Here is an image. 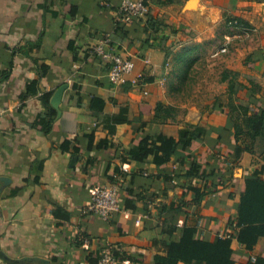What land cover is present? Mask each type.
Returning <instances> with one entry per match:
<instances>
[{"label": "crops", "instance_id": "0c3cea01", "mask_svg": "<svg viewBox=\"0 0 264 264\" xmlns=\"http://www.w3.org/2000/svg\"><path fill=\"white\" fill-rule=\"evenodd\" d=\"M121 1L0 0V264H90L107 245L142 253L145 262L152 263V256L162 250L156 243L162 238L156 228L162 212L159 206L176 200L180 187L165 182L160 175L164 172L154 163L123 162V154L137 148L149 134L181 139L190 130L188 125L198 126L208 155L223 152L234 143L233 126L226 113L212 107L201 121L208 125L206 129L199 127L198 120L155 124L146 115L139 119L138 100L178 107V74L186 62L196 60L199 42L215 39L219 23L224 27L225 16L232 14V18L257 28H252L257 30L256 43L244 48V56L238 60L248 70L245 72L261 83L263 91L257 98L264 103V0H183L171 5L154 0L150 13L165 25L156 34L143 27L145 21L123 19L118 14ZM65 2L79 6L74 19L64 12ZM45 21L62 25L58 42L43 36ZM185 31L190 34V45L174 42L182 40ZM125 34L130 44L122 42ZM161 34L168 37L165 42H174L173 51L165 42L160 43ZM106 35L135 62L126 84H113L109 64L92 53ZM187 47L188 58L182 63L178 58ZM248 55L261 57L253 69L243 65ZM6 71L9 74L3 77ZM36 81L39 91L23 101L27 85ZM75 83L84 88L78 90ZM64 84L68 88L60 104L62 113L71 110L89 115L93 113L90 98L108 94L99 119L80 123L75 133H65L58 113L51 131L38 133L35 120L47 112L42 95L49 91L54 95ZM67 96L71 98L65 103ZM118 116L128 121L118 123ZM144 121L147 124L142 126ZM219 137L226 142L213 149ZM189 153L186 148L181 156ZM173 161L176 167L184 168ZM263 164L262 156L244 153L233 172L225 175L220 191L193 207L196 214L181 217L180 223L196 225L199 234L207 238L227 235L229 221L238 212L245 179ZM110 177L118 182L122 208L131 190L149 199L151 214L142 207L123 208L105 221L91 213L88 206L93 188L112 183ZM236 179L239 188L233 192ZM262 247L264 238L255 247V254ZM234 249L246 253L237 242Z\"/></svg>", "mask_w": 264, "mask_h": 264}, {"label": "trees", "instance_id": "16d2710c", "mask_svg": "<svg viewBox=\"0 0 264 264\" xmlns=\"http://www.w3.org/2000/svg\"><path fill=\"white\" fill-rule=\"evenodd\" d=\"M153 1L151 0V4ZM182 1L163 0L162 3L171 5ZM63 8L64 12L73 19L77 17L80 11L79 6L72 2H65ZM141 21H145L143 27L151 28L152 33L155 34L164 25L159 16H154L151 13L143 20L138 19V22ZM229 21H237L241 26H248L245 21L239 18H230ZM62 34V25L45 21L44 37L58 42ZM127 36L128 34H125L122 42L130 44L131 40ZM159 37L160 43L165 42L168 38L163 34ZM188 48L187 51L182 52L178 61L186 62L190 50ZM117 50L123 56L128 57L124 49L120 50V47H117ZM260 60V56L248 55L244 59L243 65L253 69L257 61ZM194 63L195 61L190 64L186 62L187 65L178 74L181 76V84L176 87V91L180 92L188 83ZM8 74V71L3 72V77H7ZM238 75V72L231 75L228 70H225L222 82H226L227 85V99L226 102H219L220 99L216 98L214 104L215 109H219L229 116L233 126L234 143L230 145L228 150L213 151L208 155L204 150L206 142H201L202 135L198 126L188 125L187 128L190 130L181 139L163 133L149 134L140 140L137 148H132L124 153L121 158L123 162L131 160L141 164L152 162L164 172L160 175L165 182L178 183L176 186L180 187V194L176 200L170 204H160L159 206L162 208V212L157 217L156 228L162 238L158 239L156 243L160 245L162 250L152 256L151 264H193L194 262H203L204 264H264V247L260 253L255 254L254 252L255 247L264 238V178L262 176L264 164L251 177L245 179L237 204L238 212L229 221L230 232L227 235L207 238L199 234L196 225L180 224L181 217L196 214L193 207L200 205L205 198L220 191V187L225 184V175L233 172L244 153L260 155L264 160V103H261V100L258 102L259 99L257 98V95L263 91V87L253 74H243L246 81L238 80ZM37 86V81L28 84L21 95L22 100L25 101L31 94L37 93L39 91ZM74 87L78 90L84 88L76 83ZM241 92H245V94L240 95ZM52 95L53 91L45 92L42 95V102L47 112L38 115L35 120V128L38 133H48L57 121L58 110L51 103ZM106 97L109 95L107 94L105 97L93 95L90 98L93 113L91 112L89 115L64 110L59 119L63 132L75 133L80 123L97 121L104 109ZM70 98L71 96H67L64 102H68ZM138 111L139 119L146 115L150 117L152 123L163 124L170 120L176 121L179 108L163 102L151 104L139 99ZM115 119L118 123L128 121L122 116ZM146 124V121L142 122V126ZM90 141H92V137ZM220 142L225 143L226 141L222 137L215 139L213 149ZM66 144L68 142H65V146ZM186 148H189L191 153L183 157L181 152ZM173 160L179 162L184 168L176 167ZM110 179L112 183H118L113 177ZM238 188L239 180L236 179L232 185V191H237ZM132 192L131 190L128 192L129 197L124 200L123 208L137 210L142 207L150 215L149 199L144 195H136ZM234 242L245 248L246 253L244 255L235 251ZM112 250L114 256L121 262L120 264L125 261H130L131 264H147L142 253L127 252L114 246ZM98 259L99 256L91 258L90 264H98Z\"/></svg>", "mask_w": 264, "mask_h": 264}, {"label": "rangeland", "instance_id": "374dc122", "mask_svg": "<svg viewBox=\"0 0 264 264\" xmlns=\"http://www.w3.org/2000/svg\"><path fill=\"white\" fill-rule=\"evenodd\" d=\"M167 15L170 16L171 14L168 13ZM230 18H232V14L223 18L222 22L224 27L219 23L217 35L214 40L198 43V51L196 52L198 55L188 83L180 92L176 93L179 103L177 120L181 123L184 122L187 124L190 121L195 123V120H198L200 128L206 129L208 127L205 123L204 125L201 123L203 115L212 108H215L214 104L216 98L220 99L219 102H226L227 99V85L226 82H222L225 70H228L231 75L238 72L239 75L237 79L246 81L243 74L247 73L245 71L248 70L242 67L238 58L239 56L240 58L244 56V48L256 43L257 28L254 25L253 27L256 28L255 30L252 29V25L243 26L245 28L234 27L229 23ZM189 37V32L185 31L181 35L182 40L174 42H187L185 46H188L190 45ZM174 42H165L164 46L169 49L171 48V51H173L176 47L173 48ZM225 45L226 51L221 52V48ZM230 60L232 62L228 64ZM227 65L229 67H227ZM244 94L245 92L240 93V95Z\"/></svg>", "mask_w": 264, "mask_h": 264}, {"label": "built area", "instance_id": "2783aa9c", "mask_svg": "<svg viewBox=\"0 0 264 264\" xmlns=\"http://www.w3.org/2000/svg\"><path fill=\"white\" fill-rule=\"evenodd\" d=\"M150 8L151 0H122L118 14L123 19H145L150 13ZM230 24L237 28H245L239 25L237 21H231ZM225 51L226 45L221 48V52ZM92 53L109 64L108 76L113 84L122 85L129 82V77L135 70V62L117 50V46L113 43L110 35L102 38L92 48ZM135 82L137 83V80ZM2 118L3 111L0 110V120ZM119 191V186L116 183H105L93 188L88 210L103 220L110 221L115 214L124 211L121 206ZM119 263L113 254L112 246H104L100 252L98 264Z\"/></svg>", "mask_w": 264, "mask_h": 264}, {"label": "water", "instance_id": "95a60500", "mask_svg": "<svg viewBox=\"0 0 264 264\" xmlns=\"http://www.w3.org/2000/svg\"><path fill=\"white\" fill-rule=\"evenodd\" d=\"M67 88V84L62 85L52 97V105L58 110L59 115H62V111L60 110V104L62 102L64 92Z\"/></svg>", "mask_w": 264, "mask_h": 264}]
</instances>
